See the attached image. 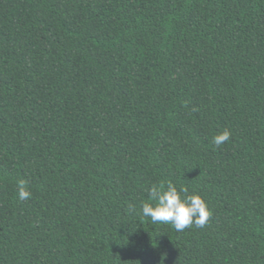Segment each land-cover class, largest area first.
I'll use <instances>...</instances> for the list:
<instances>
[{"label":"trees","instance_id":"obj_1","mask_svg":"<svg viewBox=\"0 0 264 264\" xmlns=\"http://www.w3.org/2000/svg\"><path fill=\"white\" fill-rule=\"evenodd\" d=\"M0 264H264V0H0Z\"/></svg>","mask_w":264,"mask_h":264},{"label":"clouds","instance_id":"obj_2","mask_svg":"<svg viewBox=\"0 0 264 264\" xmlns=\"http://www.w3.org/2000/svg\"><path fill=\"white\" fill-rule=\"evenodd\" d=\"M231 138V132L227 129L215 134L212 144L219 148ZM17 195L20 200H27L32 193L27 188L25 180L17 182ZM149 201L142 202L141 209L144 217L150 218L153 224H171L178 232L195 225L204 227L210 217V210L203 197L198 193H189L187 187L179 189L168 183L152 185L148 189Z\"/></svg>","mask_w":264,"mask_h":264}]
</instances>
